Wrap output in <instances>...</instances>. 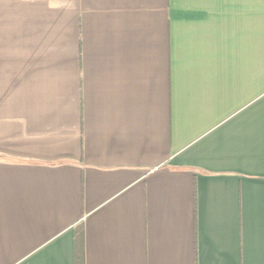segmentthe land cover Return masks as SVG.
Wrapping results in <instances>:
<instances>
[{
  "label": "crops",
  "instance_id": "1",
  "mask_svg": "<svg viewBox=\"0 0 264 264\" xmlns=\"http://www.w3.org/2000/svg\"><path fill=\"white\" fill-rule=\"evenodd\" d=\"M264 264V0H0V264Z\"/></svg>",
  "mask_w": 264,
  "mask_h": 264
},
{
  "label": "trees",
  "instance_id": "2",
  "mask_svg": "<svg viewBox=\"0 0 264 264\" xmlns=\"http://www.w3.org/2000/svg\"><path fill=\"white\" fill-rule=\"evenodd\" d=\"M74 234V260L73 264H83V229L78 225L73 229Z\"/></svg>",
  "mask_w": 264,
  "mask_h": 264
}]
</instances>
